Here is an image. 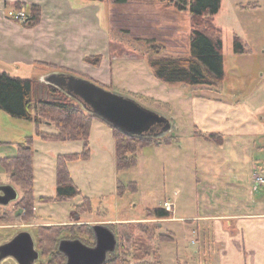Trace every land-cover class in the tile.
<instances>
[{"label": "rangeland", "instance_id": "rangeland-1", "mask_svg": "<svg viewBox=\"0 0 264 264\" xmlns=\"http://www.w3.org/2000/svg\"><path fill=\"white\" fill-rule=\"evenodd\" d=\"M77 1L84 6L95 5L99 8L102 29H106L104 31L108 42V49L104 52L105 61L101 65L102 72L97 67L102 60V53L98 65L92 64L82 69L83 72L72 68H56V65H39L27 71L16 68L6 70L13 75L32 79L34 100H61L62 96L51 90L43 79L51 69H63L64 72L92 80L116 94L135 99L142 106L168 117L172 125L178 123L189 127L194 108L186 97L191 99L192 95L209 93L216 86L209 88L183 82H163L154 76L148 63L151 58L189 56L191 23L188 10H178L168 1L162 0H127L123 3H115L113 0ZM224 7H228L226 2ZM223 15L224 12L214 22L221 27L224 44V79L221 86L225 91L234 87L235 91L242 92L240 83L244 81V75L249 78L258 77L263 72L264 76V56L260 57V68L253 66L252 56L240 65L235 64L230 55L233 54V38L236 35L228 25V17ZM221 22L224 24L221 25ZM261 29L264 30V21ZM240 41L245 47V40L240 37ZM2 113L5 115L2 130L7 131L8 126H11L14 131L11 128L5 133L3 131L0 139V183L13 185L17 190V199L6 205L0 204V245L18 232L28 231L38 249L37 229L42 225L89 221L92 225L106 220L103 223L115 232L118 245L123 244L129 248V264H200L197 254L200 252L196 251L203 246V239L198 233L192 232L191 222L160 221L147 214L148 210L155 207L163 208L165 200L176 202L175 215L195 212L193 203L191 211H187L194 178L190 169L177 164L182 157H176L178 149L175 144L141 148L137 151L136 165L118 170L112 129L103 120L94 118L88 138L89 157L67 163L80 194L60 200L56 198L57 156L80 152L83 141L42 139L34 120L10 118L6 112ZM6 117L19 119L15 120L21 121L19 130L18 125ZM39 128L46 132H56L50 122L41 124ZM170 135L172 132L167 137ZM27 139H31L35 177L31 215L19 204L22 191L1 164V158L12 154L9 151L11 146L16 152L17 143H25ZM132 182L136 184L135 189L131 188ZM120 183L123 190L121 194L117 192ZM84 196L90 198L91 209L80 212L77 205L82 203ZM62 238H79L87 245H94V239L86 234L63 231ZM0 264L18 263L8 256ZM34 264H47V257L39 252Z\"/></svg>", "mask_w": 264, "mask_h": 264}, {"label": "crops", "instance_id": "crops-1", "mask_svg": "<svg viewBox=\"0 0 264 264\" xmlns=\"http://www.w3.org/2000/svg\"><path fill=\"white\" fill-rule=\"evenodd\" d=\"M225 2L228 7H224ZM18 5L25 6L22 10L26 17L30 16L29 7L38 5L40 19L28 24L8 17L7 11ZM222 12L234 35L246 42L244 52L233 51L230 55L235 64L252 56L253 66L260 68V57L264 56V0H221L213 22ZM104 30L95 5L84 6L77 0H0V71L56 65L83 72L92 66L85 57L102 53L97 66L102 72L104 52L108 49ZM262 74L250 78L244 75L242 92L234 87L225 91L222 80L209 93L186 97L194 108L190 126L174 123V128L163 135L167 138L172 132L173 140L158 144H175L176 157H182L177 164L191 170L194 181L187 211H191L192 203L195 206L194 213L178 216L173 201L170 216L158 219L191 222L192 232L203 239V246L196 251L201 253H197L200 264H264V185L254 186V174L264 172ZM2 112L5 111L0 109V139L3 131L13 130L11 126L2 130ZM6 118L16 123L19 130L21 121H15L19 119ZM14 149L11 146L12 154L7 156L14 155ZM103 222L106 220L100 221Z\"/></svg>", "mask_w": 264, "mask_h": 264}, {"label": "trees", "instance_id": "trees-1", "mask_svg": "<svg viewBox=\"0 0 264 264\" xmlns=\"http://www.w3.org/2000/svg\"><path fill=\"white\" fill-rule=\"evenodd\" d=\"M125 1L127 0H113L115 3ZM162 1H168L178 10H188L189 12L191 23L189 56L149 59L148 63L154 76L169 83L183 82L208 87L219 85L224 77L223 41L221 30L214 24L213 17L220 8L221 0ZM23 7L25 6L23 5ZM23 7L18 5L16 9H23ZM29 8L30 16L26 17L23 22L31 24L40 19L41 10L38 5H31ZM233 51L235 53L245 51L238 36L233 38ZM84 60L93 65H98L101 54L87 55ZM32 84L33 81L30 78H22L0 71V109L15 118L34 120L37 124L38 134L42 139H81L83 141V148L80 152L58 154L56 159V198L60 200L70 199L80 194V190L72 180L67 163L70 160L89 157L88 138L91 125L94 118H101L88 112L76 99L50 84L48 86L51 90L62 96L61 100H34L32 99ZM48 122L55 126V133L42 131L39 128L41 124ZM108 125L112 129L114 137L115 162L118 170L136 165L139 149L173 140V135L167 138L140 136ZM32 156L31 139H27L25 143H17V151L14 155L1 158L2 166L9 172L11 180L22 191L19 204L25 207L26 212L30 215L34 205ZM120 185L121 183L118 184L117 190L119 194L123 191ZM131 188H136L134 182H132ZM77 209L80 212L90 210V198L84 196L82 203L77 205ZM147 214L149 217L162 218L168 217L170 212L164 207H155L148 210ZM63 231L71 232V234H86L90 239H94L89 222L40 226L37 229V245L40 254L47 257V264H64L65 262L64 254L58 250V242ZM129 252L127 246L117 243L115 251L108 254L103 264H129Z\"/></svg>", "mask_w": 264, "mask_h": 264}, {"label": "water", "instance_id": "water-1", "mask_svg": "<svg viewBox=\"0 0 264 264\" xmlns=\"http://www.w3.org/2000/svg\"><path fill=\"white\" fill-rule=\"evenodd\" d=\"M53 85L81 103L88 112L122 131L140 136L162 137L174 128L165 115L142 106L135 99L122 96L98 83L76 74L52 71L44 77ZM17 198L10 183H0V204H9ZM94 245H87L79 238H62L58 250L64 254V264H103L109 253L116 249L115 232L104 223H92ZM11 256L18 264H34L38 249L28 231H21L0 245V261Z\"/></svg>", "mask_w": 264, "mask_h": 264}, {"label": "built area", "instance_id": "built-area-1", "mask_svg": "<svg viewBox=\"0 0 264 264\" xmlns=\"http://www.w3.org/2000/svg\"><path fill=\"white\" fill-rule=\"evenodd\" d=\"M8 17L16 21H24L26 18V13L22 9L11 8L7 11ZM264 185V172L254 174V186ZM165 209L171 211L173 204L172 202L165 200L163 202Z\"/></svg>", "mask_w": 264, "mask_h": 264}]
</instances>
